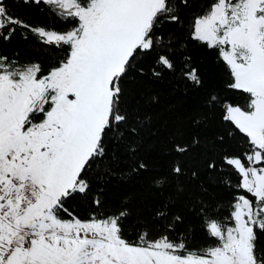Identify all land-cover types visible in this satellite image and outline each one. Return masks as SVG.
<instances>
[{
	"label": "snow or ice",
	"instance_id": "6c2138e0",
	"mask_svg": "<svg viewBox=\"0 0 264 264\" xmlns=\"http://www.w3.org/2000/svg\"><path fill=\"white\" fill-rule=\"evenodd\" d=\"M23 2L45 4L70 26L28 25L0 0V39L25 30L50 57L43 66L0 54V264H264V0ZM175 27L217 52L228 72L225 87L242 94L243 106L207 92V111L191 125L217 130L169 136L173 159L150 181L154 199L137 223H125L134 214L127 202L109 213L99 197L92 198L97 210L77 215L66 205L87 196L106 159L119 163L121 148L136 159L128 174L149 170L139 154L150 150L145 136L155 133L144 108L159 97L131 85L146 75L141 61L148 56L153 78H162L156 68L175 71L187 49L177 46ZM181 74L203 87L190 55ZM231 141L239 155L226 147ZM226 170L228 178L216 183L236 192L220 218L210 177ZM184 208L200 216L203 243L189 228L176 232Z\"/></svg>",
	"mask_w": 264,
	"mask_h": 264
},
{
	"label": "trees",
	"instance_id": "16d2710c",
	"mask_svg": "<svg viewBox=\"0 0 264 264\" xmlns=\"http://www.w3.org/2000/svg\"><path fill=\"white\" fill-rule=\"evenodd\" d=\"M7 4L11 12L28 25L44 26L57 31H63L70 26L59 21L50 13L48 6L43 3L37 5L35 3H24L23 0H7ZM175 32L178 37L177 46L181 42L187 44L186 51L181 52L176 57L175 71L156 68L157 71L162 73V78H153L149 69L155 67L154 57L148 56L141 61V66L144 68L146 75L137 76L135 83L131 85L145 96L156 95L159 97L158 103L144 108V111L152 115V129L155 133L154 135L145 136V144L151 146L150 150H142L139 154L140 157L149 163V170L141 171L138 174H128L130 167L136 163V159L130 157L121 148L117 154L119 163H111L106 159L100 168L102 175L100 177H92V188L87 196L77 197V199L69 201L68 205H66L70 211L75 212L77 215L86 217L92 211L97 210L92 204V198L99 197L104 210L109 213L120 204L127 202L134 214L125 223H137L139 217L147 215V210L144 207L145 203L154 199L146 191L150 181L153 177L167 172L168 166L173 159V156L168 152L170 147L169 136L177 129H183L188 134L196 131L202 136H210L217 130L215 127L194 129L191 125L192 116L207 111L204 106L207 92L212 89L219 90L225 100L230 103H239L243 106L244 98L242 94L227 90L225 87L229 79L228 72L225 64L218 58L217 52L189 40L187 31L180 27H175ZM51 51L54 52L55 49ZM48 53L49 49L44 47L36 36L22 29H17L9 41L0 39V54L9 57L18 56L24 62L38 61L43 66H47L50 63ZM185 54L191 56V67L197 69L203 80V87H195L181 74L183 56ZM226 147L237 155L242 151L237 141H231ZM221 151V148L215 150L217 158ZM109 168L111 169L110 175L107 174ZM228 171L226 170L216 174L214 177H210L213 179L212 192L214 202L218 201V216L220 218L229 215V200L233 193L236 192V190L228 188L223 183H216V180L221 176L228 178ZM203 178L204 174L202 173ZM231 180L236 183L234 174L231 176ZM237 194L247 195L243 191ZM181 211L184 214V223L177 226L176 232H183L186 228H189L193 231L196 241L203 243L205 236L201 227L200 216L194 209L184 208ZM175 234H170V238L175 236ZM128 237L134 238L131 230L128 232ZM207 239L211 240V238Z\"/></svg>",
	"mask_w": 264,
	"mask_h": 264
}]
</instances>
